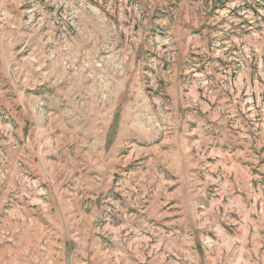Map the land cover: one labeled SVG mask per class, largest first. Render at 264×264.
<instances>
[{
    "label": "rangeland",
    "instance_id": "374dc122",
    "mask_svg": "<svg viewBox=\"0 0 264 264\" xmlns=\"http://www.w3.org/2000/svg\"><path fill=\"white\" fill-rule=\"evenodd\" d=\"M0 264H264V0H0Z\"/></svg>",
    "mask_w": 264,
    "mask_h": 264
}]
</instances>
